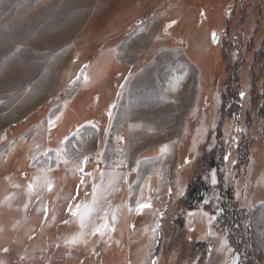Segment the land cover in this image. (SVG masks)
<instances>
[{
  "label": "rangeland",
  "instance_id": "obj_1",
  "mask_svg": "<svg viewBox=\"0 0 264 264\" xmlns=\"http://www.w3.org/2000/svg\"><path fill=\"white\" fill-rule=\"evenodd\" d=\"M107 2L0 0V264H264V0Z\"/></svg>",
  "mask_w": 264,
  "mask_h": 264
},
{
  "label": "trees",
  "instance_id": "obj_2",
  "mask_svg": "<svg viewBox=\"0 0 264 264\" xmlns=\"http://www.w3.org/2000/svg\"><path fill=\"white\" fill-rule=\"evenodd\" d=\"M140 0H135V2H139ZM255 62L258 63L259 67L257 68V73H256V77L260 78L261 79V83H262V86L264 85V51L263 50H259L255 53ZM263 55V56H262ZM252 89H253V86H252ZM225 104L227 106H229L231 104L230 100H226L225 101ZM32 123V122H31ZM30 124V123H29ZM25 128H20L16 134H19L20 132H22ZM196 195V191L195 189H193V186L190 184L188 185V190H187V196L185 197L186 199H184L183 201V205H185V202H191L194 198V196ZM187 205V204H186ZM185 205V206H186ZM247 264H253V263H250L248 260H247Z\"/></svg>",
  "mask_w": 264,
  "mask_h": 264
},
{
  "label": "crops",
  "instance_id": "obj_3",
  "mask_svg": "<svg viewBox=\"0 0 264 264\" xmlns=\"http://www.w3.org/2000/svg\"><path fill=\"white\" fill-rule=\"evenodd\" d=\"M110 0H108V2H109ZM107 2V3H108ZM45 80H48L46 77H43V78H41L40 80H38L39 82H38V84H42V83H45ZM33 96L31 95V94H28V95H26L25 97H23L20 101H19V103L13 108V111H9V110H7V112L5 113V114H0V121H5V122H7V121H9L10 120V117H9V114L12 116V114L13 113H19V112H21L20 110H27V109H31V108H28V107H33V106H35V103H34V101H33ZM23 108V109H22ZM24 112V111H23ZM22 112V113H23ZM11 121V120H10ZM6 127V126H5ZM4 127V128H5ZM3 128V129H4ZM20 136V135H19ZM26 136H28V135H26ZM18 138V137H17ZM16 138V139H17ZM35 163V162H34Z\"/></svg>",
  "mask_w": 264,
  "mask_h": 264
},
{
  "label": "snow or ice",
  "instance_id": "obj_4",
  "mask_svg": "<svg viewBox=\"0 0 264 264\" xmlns=\"http://www.w3.org/2000/svg\"><path fill=\"white\" fill-rule=\"evenodd\" d=\"M213 38H215V34H213ZM80 170L83 171L82 168ZM213 183H215V180H213ZM147 207H150V204H147V203L138 204V209H143ZM97 231H99V229H97Z\"/></svg>",
  "mask_w": 264,
  "mask_h": 264
},
{
  "label": "bare ground",
  "instance_id": "obj_5",
  "mask_svg": "<svg viewBox=\"0 0 264 264\" xmlns=\"http://www.w3.org/2000/svg\"><path fill=\"white\" fill-rule=\"evenodd\" d=\"M181 62V61H180ZM174 63V62H173ZM183 64V63H182ZM176 66V65H175ZM167 68V67H166ZM168 69V68H167ZM166 69V70H167ZM184 69V68H183ZM179 74V73H178ZM164 75V74H163ZM176 76V75H175ZM154 78V77H153ZM160 78V77H159ZM163 78V77H162ZM166 78V77H165ZM144 79V78H143ZM164 80V79H163ZM187 80V79H186ZM189 81V80H188ZM142 82V81H141ZM180 82V81H179ZM186 82V81H185ZM144 83V82H143ZM162 83V82H161ZM184 84V83H183ZM155 85V84H154ZM172 93V92H171Z\"/></svg>",
  "mask_w": 264,
  "mask_h": 264
},
{
  "label": "built area",
  "instance_id": "obj_6",
  "mask_svg": "<svg viewBox=\"0 0 264 264\" xmlns=\"http://www.w3.org/2000/svg\"><path fill=\"white\" fill-rule=\"evenodd\" d=\"M93 161H94V160H92V163H93ZM94 163H95V162H94ZM93 165H94V164H93ZM99 165H100V164H99ZM97 166H98V164H97ZM101 166H102V164H101Z\"/></svg>",
  "mask_w": 264,
  "mask_h": 264
}]
</instances>
